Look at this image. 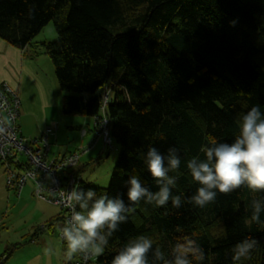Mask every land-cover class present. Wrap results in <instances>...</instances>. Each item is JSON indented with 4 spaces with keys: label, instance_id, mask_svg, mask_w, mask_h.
<instances>
[{
    "label": "trees",
    "instance_id": "obj_1",
    "mask_svg": "<svg viewBox=\"0 0 264 264\" xmlns=\"http://www.w3.org/2000/svg\"><path fill=\"white\" fill-rule=\"evenodd\" d=\"M51 20L56 39L32 44ZM0 38L22 50L30 44L25 54L32 58L42 46L67 93L60 99L62 113L93 118L86 146L58 157L93 148L102 139L103 117L111 145L120 148L107 187L81 178L76 189L120 197L132 209L103 254L87 264H110L139 235L151 238L167 258L177 242L192 239L204 252L203 261L193 264H264V224L251 221L250 207L264 192L241 187L199 208L187 202L199 185L186 167L191 158H204L202 145L232 142L240 115L252 106L264 114V0H0ZM48 128L47 140L57 124ZM79 128L85 137L87 128ZM149 147L165 155L175 147L181 156L179 169L170 173L178 177L172 193L181 197V207L171 201L163 207L130 204V176L158 191L144 163ZM248 237L259 243L250 258L234 262L233 246ZM18 247L5 248L1 264Z\"/></svg>",
    "mask_w": 264,
    "mask_h": 264
},
{
    "label": "clouds",
    "instance_id": "obj_2",
    "mask_svg": "<svg viewBox=\"0 0 264 264\" xmlns=\"http://www.w3.org/2000/svg\"><path fill=\"white\" fill-rule=\"evenodd\" d=\"M200 151L203 159L193 157L186 162L192 179L199 185L188 198V203L204 208L215 202L218 193L227 195L241 187H247L254 193L264 192V114L259 105L240 115L239 134L232 142L205 144ZM144 163L156 181L158 191H150L137 176H130L126 181L130 204L144 200L163 207L171 201L173 207H181V197L172 193L178 177L170 175L181 165L177 149L170 147L165 155L156 147H149ZM61 197L72 210L66 226L61 229V238L66 241L69 256L77 253L102 255L109 238L119 230L121 223L127 222V214L132 210L122 198L107 194L97 196L91 189L70 190L62 193ZM250 207L251 221L264 224L260 219L264 212V197L253 198ZM258 243L257 239L248 237L235 244L233 261L250 258ZM45 253L50 254L51 249L46 248ZM203 259L204 252L195 240L177 242L171 248L170 258H167L160 247L153 248L151 238L139 235L129 240L110 264H193V260Z\"/></svg>",
    "mask_w": 264,
    "mask_h": 264
},
{
    "label": "rangeland",
    "instance_id": "obj_3",
    "mask_svg": "<svg viewBox=\"0 0 264 264\" xmlns=\"http://www.w3.org/2000/svg\"><path fill=\"white\" fill-rule=\"evenodd\" d=\"M57 32L55 30V26L53 21H49L47 24L43 26V28L33 37L32 44H38L42 41H51L56 39ZM40 50H43L42 46H38ZM39 63L46 69L50 70L51 77L54 83H57L55 74H54V66L48 55L45 53L40 54ZM60 91L58 96V115L59 120H56L53 124L57 123L59 128H62V124L64 129L66 130V125H70V122H73L78 127L80 124L82 128H86V124H90L92 126V117L79 116V115H66L61 111L60 99L63 95L67 94L64 91ZM109 98L112 96V93L108 91ZM20 97V95H19ZM20 103L21 98H20ZM20 104V110H21ZM76 127H70V130L73 134L69 135L70 143L71 140H75L78 131ZM80 133V132H79ZM67 133H64L66 136ZM87 136L89 135L86 134ZM59 138V137H58ZM56 137L55 141L57 144L68 143L64 138ZM73 138V139H72ZM86 139L88 137H85ZM53 138H50L51 146L53 143ZM90 138L88 139V141ZM87 141V142H88ZM98 141V140H97ZM87 142L82 145L86 146ZM100 143V144H99ZM101 148L103 146L102 139L99 138L98 143L95 144L93 148H91L88 152H93L95 148ZM118 144L113 141L112 147L103 148V151L98 155H96L91 159H89V155H85L88 152L81 155L79 162L83 165L82 176L84 180H88L93 182L101 187H107L109 184L110 176L112 173V169L116 163L118 153H119ZM85 155V156H84ZM50 156L51 153H50ZM49 156V157H50ZM84 156V157H83ZM79 164V163H78ZM77 164V165H78ZM77 167V166H76ZM74 169L76 174H80L78 172V168ZM0 171L3 182L0 181V207H2V211L6 212V217L4 218L5 229L1 228L4 238L10 237V244L19 243V247L15 251H11L8 255L4 264H64L67 261L71 260V262H76L77 254H73L69 256L67 253V244L62 242L60 237L61 227L64 225L63 214L61 208L57 205L48 203L44 200H40L34 194V186L32 185L31 180H27L26 185L22 190L21 199L11 193V200L6 202V173L4 170V166L0 163ZM60 214L61 220L57 218ZM48 220L47 222H45ZM37 234V239L35 242L31 241V237ZM8 245V246H9ZM4 246L0 244V253L2 252ZM50 248L51 253L46 254L45 249Z\"/></svg>",
    "mask_w": 264,
    "mask_h": 264
},
{
    "label": "built area",
    "instance_id": "obj_4",
    "mask_svg": "<svg viewBox=\"0 0 264 264\" xmlns=\"http://www.w3.org/2000/svg\"><path fill=\"white\" fill-rule=\"evenodd\" d=\"M107 95H103V102ZM19 93L7 82L0 83V162L6 173V186L19 195L27 180L34 186L33 194L40 200L61 208L64 225L70 219L72 210L61 194L76 190L82 178L74 169L79 158L86 151L83 147L64 157L49 158L50 145L47 130L41 137L27 138L20 134L18 119L20 116ZM85 134V130H82ZM98 136L103 139V147H112L107 119L103 117L98 123ZM94 143L89 144L91 148ZM61 237V234H60ZM62 239V238H61ZM63 243H66L62 239ZM95 256L79 253L77 264H87ZM0 260V264H1Z\"/></svg>",
    "mask_w": 264,
    "mask_h": 264
},
{
    "label": "crops",
    "instance_id": "obj_5",
    "mask_svg": "<svg viewBox=\"0 0 264 264\" xmlns=\"http://www.w3.org/2000/svg\"><path fill=\"white\" fill-rule=\"evenodd\" d=\"M28 48H31L30 44L22 50L7 43L6 41L0 38V83L3 81L7 82L12 88H14L19 93L22 102L20 116L18 119L20 134L24 137L32 139L40 137L43 133H45L48 127L53 126V123L56 120L60 119L57 107L59 101L58 96L60 94V91L58 84L54 83L51 77L50 70H46L38 61L40 54L43 53V50H40L39 48V55L32 58L26 56L25 54V51ZM92 123V126H90V124L88 123H85L87 126L86 128L89 132V135L85 136L88 137L87 139L81 136V134L79 133L80 130H77L78 135L75 140H71V143L70 138L68 136L73 133L68 129L70 127H74L75 124L73 122H70V125H66L67 129L65 130L63 124L62 128L60 129L58 124L55 123L57 124V130L53 134H50L48 137L49 141L50 138L54 137L53 143L55 142V144H52V146L50 145L48 157L50 156V153L52 156H50L49 158H54L68 153L77 148L78 146L84 145L88 141V139L93 135L94 122L92 121ZM79 126L82 128L81 124ZM64 133H67V135L64 136ZM56 137L64 138L66 141H68V143L59 142L57 144V142L55 141ZM101 150L102 149L100 147H96L93 152H88L85 155H89V159L90 161H92L91 159L96 155V153L100 155V153L102 152ZM78 167L83 170V165H81L80 162L78 164ZM0 181L3 182L1 177V171ZM5 188L6 202L11 200V193H13L16 197L20 196L19 198L21 199V192L24 187L21 189L19 195H17L15 191L9 190L6 185ZM6 212L7 211L3 212L2 207H0V230L1 228L5 229V226L2 224L4 223ZM47 221L48 220H46L45 222ZM61 228H63V225ZM37 237V234L34 235L33 237H31V241L34 240L32 242H35ZM9 239L10 237L4 238L2 231H0V244L4 246L0 255L3 253L5 248L8 247L10 243ZM78 257L79 253H77L76 261H78ZM69 261L71 262V260Z\"/></svg>",
    "mask_w": 264,
    "mask_h": 264
}]
</instances>
